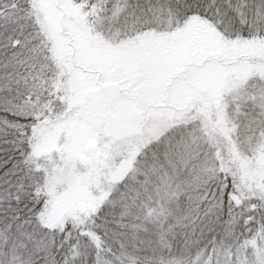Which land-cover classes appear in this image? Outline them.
<instances>
[{
  "label": "snow or ice",
  "instance_id": "snow-or-ice-1",
  "mask_svg": "<svg viewBox=\"0 0 264 264\" xmlns=\"http://www.w3.org/2000/svg\"><path fill=\"white\" fill-rule=\"evenodd\" d=\"M0 264H264V0H0Z\"/></svg>",
  "mask_w": 264,
  "mask_h": 264
}]
</instances>
